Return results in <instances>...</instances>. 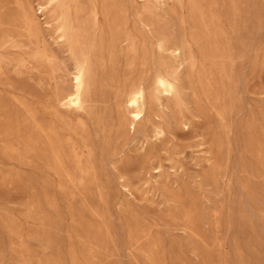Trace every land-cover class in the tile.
I'll return each mask as SVG.
<instances>
[{
  "label": "rangeland",
  "instance_id": "obj_1",
  "mask_svg": "<svg viewBox=\"0 0 264 264\" xmlns=\"http://www.w3.org/2000/svg\"><path fill=\"white\" fill-rule=\"evenodd\" d=\"M28 1L38 8L40 0ZM98 1L129 6L132 28L140 19L164 38L184 37L194 65L178 74L159 118L144 120L122 156L70 193L14 132L17 122L39 121L65 143L76 128L78 114L56 101L71 90L74 62L55 32L61 18L37 10L38 40L19 0H0V264H264V0ZM91 2L64 0L63 19L78 26ZM218 46L231 47L224 64L210 57ZM98 70L97 94L111 95L116 84ZM116 110L114 101L98 104L99 164Z\"/></svg>",
  "mask_w": 264,
  "mask_h": 264
},
{
  "label": "bare ground",
  "instance_id": "obj_2",
  "mask_svg": "<svg viewBox=\"0 0 264 264\" xmlns=\"http://www.w3.org/2000/svg\"><path fill=\"white\" fill-rule=\"evenodd\" d=\"M63 4L64 0H40L38 8L34 10L33 3L28 0L18 2L22 24L27 33L38 40L43 38L44 23L38 17L37 10L41 9L39 13L44 12L47 16L49 14L53 21L61 18L55 32L60 33L59 37L66 38L74 62L70 69L71 90L58 96L56 101L58 108L78 114L76 128L69 127L65 143L58 136L54 125L39 121H34V124L25 129L17 122L14 132L18 141L30 149L37 161L44 166L48 176L58 179L59 186L64 190L74 193L88 182L95 181L108 162L125 153L127 136L136 132L144 120L159 118L157 109H164V97L179 90L181 83L178 74L188 61L194 65L195 56L190 54L186 57L185 53L190 51V46L184 37L164 38L162 33H153L140 19L138 23L141 28H132L127 5L95 0L89 3L85 9L86 16L77 19L78 26H75L63 19ZM196 11L194 8V12ZM50 20L48 17V24L51 23ZM195 22L206 25L202 17L195 18ZM210 57L220 59L218 62L224 64V59L232 57L231 47L218 46ZM169 59L172 60V65L169 64ZM99 68L105 69L107 77L104 80L107 83L116 84V90L111 95L100 96L95 90L101 78ZM112 101L117 106L116 114L112 116L115 132L99 164L97 144L92 138V134L98 136V128L104 119V115L97 112L98 104L107 105ZM122 107H125L127 114H120ZM78 128L81 129L80 132L77 131ZM156 128L157 133L163 131L160 125ZM9 131L12 134V127ZM75 131L83 133L81 142L74 138ZM39 171L43 173V169L39 168Z\"/></svg>",
  "mask_w": 264,
  "mask_h": 264
}]
</instances>
